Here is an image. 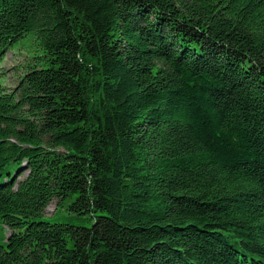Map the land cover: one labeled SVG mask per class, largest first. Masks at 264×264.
Returning <instances> with one entry per match:
<instances>
[{
    "label": "trees",
    "instance_id": "obj_1",
    "mask_svg": "<svg viewBox=\"0 0 264 264\" xmlns=\"http://www.w3.org/2000/svg\"><path fill=\"white\" fill-rule=\"evenodd\" d=\"M0 223V264H264V0H0Z\"/></svg>",
    "mask_w": 264,
    "mask_h": 264
},
{
    "label": "rangeland",
    "instance_id": "obj_2",
    "mask_svg": "<svg viewBox=\"0 0 264 264\" xmlns=\"http://www.w3.org/2000/svg\"><path fill=\"white\" fill-rule=\"evenodd\" d=\"M27 41V40H25ZM25 61V54L22 52V49L12 50L7 53L5 57V61L2 65V71L6 74V81L5 86L8 89L13 88L15 83V71L14 67L18 64H22ZM55 209V202H53L47 209L44 215V219L48 220L49 222L56 223V222H69L74 225H81V226H90L88 221L76 219L72 217L68 211V204L59 207L57 211L54 213ZM8 236V230L5 226L0 223V244H5L6 238Z\"/></svg>",
    "mask_w": 264,
    "mask_h": 264
}]
</instances>
